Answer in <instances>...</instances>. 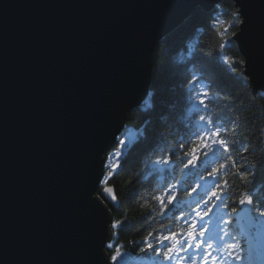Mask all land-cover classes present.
<instances>
[{
    "label": "water",
    "instance_id": "1",
    "mask_svg": "<svg viewBox=\"0 0 264 264\" xmlns=\"http://www.w3.org/2000/svg\"><path fill=\"white\" fill-rule=\"evenodd\" d=\"M222 1L0 0V264H114L106 156L149 101L157 43ZM234 2L264 90V0Z\"/></svg>",
    "mask_w": 264,
    "mask_h": 264
},
{
    "label": "trees",
    "instance_id": "2",
    "mask_svg": "<svg viewBox=\"0 0 264 264\" xmlns=\"http://www.w3.org/2000/svg\"><path fill=\"white\" fill-rule=\"evenodd\" d=\"M240 22L234 0H223L155 46L149 101L128 113L98 190L112 185L118 200H107L114 264H193L211 250L206 226L219 230L224 264H260L264 90L245 73Z\"/></svg>",
    "mask_w": 264,
    "mask_h": 264
},
{
    "label": "rangeland",
    "instance_id": "3",
    "mask_svg": "<svg viewBox=\"0 0 264 264\" xmlns=\"http://www.w3.org/2000/svg\"><path fill=\"white\" fill-rule=\"evenodd\" d=\"M122 140L123 138L121 139V141ZM206 227H207L206 234L209 239V246L212 253L211 251H209L208 254H206V256L204 258H201L200 260L197 256V253H194V255L191 256L193 259V264H215V257L220 258L221 247H220L219 230L217 229V226H206ZM260 232H264V231H260ZM262 244L264 245V242L262 240L255 242L253 250L255 252L258 261L260 260V262L264 264V248L262 247ZM194 251H197V249H195Z\"/></svg>",
    "mask_w": 264,
    "mask_h": 264
}]
</instances>
